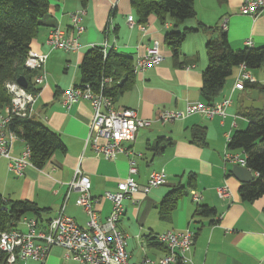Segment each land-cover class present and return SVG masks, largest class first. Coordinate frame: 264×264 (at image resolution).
<instances>
[{"label":"crops","instance_id":"0c3cea01","mask_svg":"<svg viewBox=\"0 0 264 264\" xmlns=\"http://www.w3.org/2000/svg\"><path fill=\"white\" fill-rule=\"evenodd\" d=\"M49 1V11L43 19L45 24L31 43V48L49 52L46 62L48 76L35 103L34 119L59 133L66 150H57L42 169L27 168L23 176L12 173L8 169V160L1 157L0 193L7 198L33 200L40 207L48 208L42 217L33 213L23 216L35 217L41 225L56 216L66 203V214L85 227L88 216L76 203L79 191H69L68 187L76 168L80 166L90 176L91 193L99 198L94 205L101 219H105L111 212L112 204L102 195L105 191L118 189L119 181L129 174L132 156L138 167L135 178L140 184L146 183L154 169H164L167 173L163 185L147 194L127 197L124 201L125 212L117 227L128 237L127 249L132 264H143L141 252L145 248L141 243L148 248L146 254L153 260L166 252L164 245L151 246L148 236L154 237L172 229L193 228L197 224L201 227L188 253L192 264H264V195L252 201L242 200L239 194L242 181L232 173L233 165L223 157L227 134L248 125V119L240 114L246 89H233L238 67L226 79L216 98L218 101L232 96L233 102L224 116L208 118L194 113L170 122L159 119L162 109L183 110L188 101H205L201 86L203 71L208 65L207 43L220 37L218 29L191 31L185 36L181 50L174 54L166 42L167 31L196 27L199 21L208 26H221L226 19L225 30L234 49L248 46L247 39L253 41V46H262L264 10L258 14L241 13V6L246 0H195L196 17L176 26L172 18L162 23L155 14L150 15L146 23L139 22L131 0H89L86 6L81 0ZM82 7L87 9V14L84 19L86 29L79 37L80 49L75 52L51 50L46 44L50 29L54 26L69 29V13ZM129 16L136 20L133 27L128 23ZM142 24L146 29L141 28ZM104 42L117 51L133 55L135 62L156 42L163 54L160 64L135 72L133 85L117 95V105L134 108L140 116L152 122L137 131L134 141L126 143L131 153H118L113 159L97 153L86 142L94 117L91 103L79 100L68 107L62 101V91L80 82L79 65L85 52L93 44ZM251 74L254 81L264 86V63L251 70ZM260 98L263 99L261 93ZM198 125L206 127V143L200 144L193 138V129ZM159 138L163 140L157 148ZM24 147L25 142L17 140L12 153L19 155ZM191 173L195 174V187L188 186ZM253 176L254 179L255 172ZM169 182L172 188L179 183L187 185L189 193L179 200L172 218L164 220L158 205L169 191L168 187H164ZM222 186L229 191L224 198L218 193V188ZM193 192L201 194L200 204L217 209L221 215L217 224H208L210 216H195L198 202L193 200ZM15 228L26 229L23 218ZM65 254L63 247L53 246L44 262L28 259L20 264H85L68 259Z\"/></svg>","mask_w":264,"mask_h":264},{"label":"built area","instance_id":"2783aa9c","mask_svg":"<svg viewBox=\"0 0 264 264\" xmlns=\"http://www.w3.org/2000/svg\"><path fill=\"white\" fill-rule=\"evenodd\" d=\"M262 10H264V0H246L240 9L243 14H258ZM86 14L85 7L71 11L69 29L60 26L52 27L46 39L49 48L68 52L78 51L81 47L79 37L86 29L84 24ZM128 23L133 27L136 20L129 16ZM221 27L227 28L226 19ZM141 28L146 29L145 24H142ZM247 45L253 46V41L247 39ZM99 46L105 55L111 48L108 42ZM48 58L49 52L33 48H30L26 57L25 66L36 71L34 84L38 88H41L47 79L46 62ZM162 60L163 54L156 42L148 48L146 54L138 57L134 71L158 65ZM112 81V77L105 76L96 88L86 83L82 86L72 85L62 91V101L68 107L79 100H87L91 103L94 117L86 142L91 144L97 153H102L108 159H113L118 153H131L126 143L134 141L137 131L150 126L152 122L151 119L140 116L134 108L117 105L114 98L104 92V88L111 86ZM253 81L254 78L247 64L243 62L238 65L233 89L243 90L247 82ZM7 88L11 95V102L0 112V158L4 157L8 160V169L12 173L23 176L27 168L35 167L31 160V147L16 130L11 128V124L15 120L34 117L35 103L41 89L36 92L29 91L17 81L9 82ZM232 102V96H225L214 103L188 101L183 110L162 109L159 119L163 122H170L194 113H200L208 118L216 115L224 116ZM230 138L231 134H227V144ZM17 140L25 142V147L19 155L12 153V147ZM223 157L231 164L247 167L246 155L242 152H235L228 146L224 150ZM129 164V174L119 181L118 189L105 191L102 195L112 204L111 212L105 219H101L94 205L99 198L91 193L90 176L83 172L80 166L77 167L73 179L68 182V187L69 191L73 189L79 191L76 203L88 216L86 226H80L72 216L66 214V203H63L57 215L44 225H41L35 217L25 216L23 217L25 230L0 229V249L6 253V261L10 264L25 263L28 259L44 262L53 246H61L66 250V258L85 264H132L127 249L128 237L117 227L120 217L125 212L124 201L127 197H135L139 193L147 194L153 188L163 185L166 182L167 173L164 169H154L150 172L146 183L140 184L135 178L138 167L132 156ZM218 193L222 198L229 195L226 186L219 187ZM192 197L194 201H199L201 194L193 192ZM194 237V231L190 228L172 229L156 234V240L164 243L167 251L156 260L145 253L142 258L143 264H192L188 253L193 246ZM141 245L146 247L143 243Z\"/></svg>","mask_w":264,"mask_h":264},{"label":"trees","instance_id":"16d2710c","mask_svg":"<svg viewBox=\"0 0 264 264\" xmlns=\"http://www.w3.org/2000/svg\"><path fill=\"white\" fill-rule=\"evenodd\" d=\"M89 0H81L86 6ZM138 16V21L146 23L150 15L155 14L166 23L170 17L179 23L195 18L197 11L195 0H131ZM49 0H0V112L11 102L7 84L15 82L20 76L28 81L29 91H39L34 84L36 71L25 66L26 57L33 39L45 24L43 19L49 11ZM218 29L219 39H211L207 43L208 65L203 71L201 94L208 103H214L222 91L226 79L235 68L246 63L253 70L264 63V45L246 46L234 49L229 42L227 31L221 26H208L202 21L196 27H186L184 30L167 31L166 42L174 54L182 47L187 33L200 29ZM135 57L110 48L105 55L99 45L88 49L79 65L80 82L76 85L90 83L96 88L105 76L113 78L112 85L104 88V92L116 100L117 95L134 83ZM245 89H257L264 99V86L256 81L247 82ZM240 114L248 119L244 129H236L228 141L231 150H241L246 155V166L255 172V178L249 182H241L239 194L242 200L252 201L264 195V109L240 107ZM11 128L17 131L31 147V160L35 167L43 168L57 150L65 151L66 145L60 134L46 124L31 118L15 120ZM196 142L206 143V127L196 126L193 129ZM163 138L156 143L158 148ZM171 142V141H169ZM155 146V147H156ZM154 147V149H155ZM189 187H195V174L191 173ZM187 185L181 183L171 188L158 205L159 214L164 220L172 218L179 200L189 193ZM46 207H40L29 199L7 198L0 193V229H14L27 213L42 217ZM195 216H210L208 224H217L221 215L215 207L208 204H198ZM197 222V221H196ZM201 225H194V236ZM151 246L163 245L154 237L148 236ZM0 264H10L6 261V253L0 249ZM16 264H20L16 263Z\"/></svg>","mask_w":264,"mask_h":264},{"label":"water","instance_id":"95a60500","mask_svg":"<svg viewBox=\"0 0 264 264\" xmlns=\"http://www.w3.org/2000/svg\"><path fill=\"white\" fill-rule=\"evenodd\" d=\"M17 82L23 87L28 86V81L25 76H20ZM245 108L264 109V100L260 98V93L257 89L246 90V98L243 103ZM232 173L242 182H249L253 180V171L245 166L234 164Z\"/></svg>","mask_w":264,"mask_h":264},{"label":"rangeland","instance_id":"374dc122","mask_svg":"<svg viewBox=\"0 0 264 264\" xmlns=\"http://www.w3.org/2000/svg\"><path fill=\"white\" fill-rule=\"evenodd\" d=\"M36 120H39V119H36ZM41 122V121H40ZM228 146V145H227ZM234 151V150H233ZM224 154V153H223ZM232 165H234V164H232ZM172 185V183L171 182H169V183H166L165 185H164V187L166 186V187H168V190H170L172 187H169V186H171ZM201 200V199H200ZM199 200V201H200ZM199 201H196V202H198V204H200L199 203ZM195 202V203H196ZM165 232V231H164ZM160 233H162V232H160ZM159 234V233H158ZM194 241H195V237H194ZM159 242V241H158ZM161 243V242H160ZM165 247H166V251H167V246L164 244V243H162ZM194 244V243H193ZM141 252V251H140ZM146 252H148V248H146L145 247V249H144V251H142L141 252V255H142V258H143V256H144V254L146 253Z\"/></svg>","mask_w":264,"mask_h":264}]
</instances>
